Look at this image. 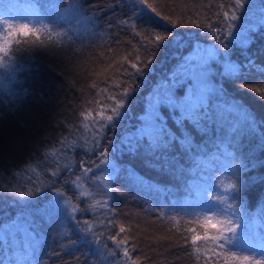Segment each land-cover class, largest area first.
Masks as SVG:
<instances>
[{
    "label": "trees",
    "instance_id": "trees-1",
    "mask_svg": "<svg viewBox=\"0 0 264 264\" xmlns=\"http://www.w3.org/2000/svg\"><path fill=\"white\" fill-rule=\"evenodd\" d=\"M147 4L171 23L137 0H0V20L32 24L45 41L33 43L36 38L29 36L13 44L0 67V224L5 225L0 264H225L217 253L227 255V264H248L243 256L264 260V72L244 67L233 79L223 61L246 64L247 55L264 67L262 0L251 5L245 0V8L235 13V0ZM225 12L240 17L233 35L255 25L244 55L226 35L233 22ZM173 23L187 26L172 28ZM141 25L172 32L174 38L153 48ZM205 40L221 55L210 62L209 85L181 111L192 115L210 93L214 118L202 122L206 134L186 124L191 151L177 144L154 152L146 140L135 152L127 151L123 144L129 137L159 135L163 126L154 124L151 111L144 117V108L152 93L181 71L193 46ZM181 41L187 46L177 47ZM146 59L147 66L141 63ZM132 63L143 75L132 74ZM129 86L135 91L122 96ZM116 101L123 108L113 127L99 112L112 115ZM21 107L24 113L18 115ZM164 115L179 135L175 116ZM101 147L109 149L108 165L99 159ZM30 189L40 191L23 198L12 191ZM27 200L31 206L22 209ZM204 205L213 209L214 222L206 221ZM135 207L149 219L138 234L125 214ZM22 210L35 219L38 244L31 250L12 243L14 229L7 225ZM226 217L238 219L241 228L234 243L219 248L211 240L216 235L211 225ZM193 236L200 238L193 242Z\"/></svg>",
    "mask_w": 264,
    "mask_h": 264
},
{
    "label": "snow or ice",
    "instance_id": "snow-or-ice-1",
    "mask_svg": "<svg viewBox=\"0 0 264 264\" xmlns=\"http://www.w3.org/2000/svg\"><path fill=\"white\" fill-rule=\"evenodd\" d=\"M138 4L142 8H146L149 12L154 14L156 17L163 21H170L168 16L161 17L160 13L156 10V8L152 7L151 4H147V0H137ZM249 5L252 4V0H247ZM245 8V0H235V7L233 8V13L238 10H242ZM226 17L229 18L230 23L228 25V31L226 35L231 38L230 42L238 45L241 49V55H244L247 51L249 44L251 43V36L254 34L255 25L249 26L245 31H237L235 35H233V28L236 27L235 21L240 19V17L235 14L229 16L227 12L224 13ZM126 23V22H125ZM0 39L4 42L0 43V67L5 66L4 60L7 56H9L12 45L20 44L23 39L28 38L29 36H33L36 39L33 43L39 42L40 45H43L45 41L40 38V28L34 27V25L29 23H14L9 19L0 20ZM187 26L182 25L180 23H173L172 28ZM260 26L264 27V0H262L261 8H260ZM43 27H47L46 25ZM142 31L150 37V43L153 48L163 47L166 42L174 38V34L169 31H158L156 27L141 25ZM214 33L225 34L222 28H214L212 29ZM216 37L214 36V39ZM49 39H51V34H49ZM183 44L184 47L187 46V43L181 41L177 42V47H180ZM221 47H226V45H221ZM220 50L217 47H210L207 49H201L198 44L193 46V51L190 53L189 57L184 58L181 71L175 72L169 84H162L160 88H157L151 95L152 99H149L147 102V107L144 108L145 115L151 111L154 113V124L157 126L162 125L160 128V133L155 138H150L148 135H134L128 138L127 143L123 144V147L127 149L129 152H135L137 148L145 142H147L148 147L156 152L161 150H166L173 145H179L182 148H185L187 151H191L192 147V137L190 133L186 132L185 125L190 124L191 127L197 131L203 132L206 134V128L203 126V121L208 118H214L213 112L210 110V93L207 94V98L204 102L199 104L197 107L193 109L192 115H184L181 111L182 107L186 104V99L189 97L190 92L192 95H195L201 86L209 85V75H210V62L216 61L220 56ZM152 59H155L154 52L151 53ZM139 60V57L136 58ZM224 67L226 73L233 79H239L241 75H243L241 69L244 67L248 68H256L260 72H264V67H260L254 63V61L245 55L246 64H238L231 62L227 59V57H223ZM151 61L146 59L142 61L145 66L149 64ZM131 67L135 69V73L133 75H143V69L138 66L137 63H132ZM181 86H184L182 90L178 91ZM241 87H248L247 84L242 83ZM252 91H256L255 88L251 89ZM130 91H135L134 88L125 87L122 93V96H127ZM25 94L27 91L25 90ZM264 98V97H262ZM115 100V97H112ZM117 107L110 109L113 114L105 116V112L103 108L99 112V115L102 120H106L108 124L114 127L115 125V117H119L121 115L120 109L123 108V104L121 101H116ZM164 113H169L175 116L173 120V124L176 129L179 130V135L177 132L169 128L167 119ZM143 117V118H144ZM145 121L143 119V125ZM107 125L101 124V128H106ZM143 127V126H142ZM141 127V128H142ZM140 128V129H141ZM138 130V132L140 131ZM137 132V133H138ZM107 143L109 145L112 144L111 140H108ZM109 156V149L101 147L99 149V159L102 164L108 165L110 161L107 159ZM85 171H91V168L85 169ZM239 171V170H238ZM235 174V173H234ZM55 175V174H54ZM233 189H236L235 185L231 186ZM7 191V190H5ZM13 191V195H18L19 197H33L36 195L40 189L21 191L16 193ZM212 200H219L220 197H210ZM19 203V201H17ZM32 201L27 200L22 204V209H27L31 206ZM231 207V205L229 206ZM208 211H213V209L209 208ZM29 213L22 210L17 214L16 218L13 219L9 224L14 231L11 233V241L15 244L16 247L34 249V247L38 244L37 236L32 228V224L35 223L34 217L29 218ZM42 219H45L44 216H41ZM208 218H206L207 221ZM5 225L0 224V228H3ZM215 231L216 235L211 237L212 242L216 247L223 248L227 244L234 243L235 236L237 234V229L241 228L240 221L238 219H232L230 217H226L224 219H220L216 224L211 225ZM123 231V229H121ZM231 234V235H229ZM200 237L193 236V242H195ZM125 255L128 253V249L124 250ZM217 255L225 256V264H227V255L225 253H217ZM264 255V253H262ZM231 257L233 259H238L236 252H231ZM243 261H247L248 264H264V260H255L250 256H243ZM16 264H20L19 261ZM39 264V261H37Z\"/></svg>",
    "mask_w": 264,
    "mask_h": 264
},
{
    "label": "rangeland",
    "instance_id": "rangeland-1",
    "mask_svg": "<svg viewBox=\"0 0 264 264\" xmlns=\"http://www.w3.org/2000/svg\"><path fill=\"white\" fill-rule=\"evenodd\" d=\"M5 12H3V14H4ZM5 15L7 16V17H9V15H10V13H5ZM17 15H20V17L21 16H24V14L23 13H16V12H14V16H17ZM26 17V20H29V21H31V17H28V15H26L25 16ZM206 41V40H205ZM196 45V44H195ZM200 46V48L201 49H207V48H210V47H216L215 45H214V43H212V42H204V43H201V45H199ZM197 96L196 95H192V93L190 92V94H189V97L187 98L188 100H192V99H194V98H196ZM204 97H205V95H204ZM186 99V100H187ZM17 113H18V115L20 114V113H24L23 111H22V107L21 108H19V112L17 111ZM203 209H204V211H205V213H206V215H207V217L206 218H209V220L211 221V222H214L215 221V218L213 217L214 215H213V212H210V211H208V209H207V206H203L202 207ZM135 209H136V211H135ZM129 210H130V212L128 213V211H126L125 212V214H126V216H127V218H130L131 220H132V222H131V225H129V227H130V230H132V232L134 233V234H138V233H136L137 232V230H138V227L139 228H141L142 227V225H144V223L145 222H147L148 220L146 219V218H144V216H143V212H141L139 209H137L136 207L135 208H129ZM131 210H132V212H131ZM133 210H134V212H133ZM122 216H125L124 215V213H123V215ZM143 229V228H142ZM146 230H149V227H146L145 228ZM135 236V235H134Z\"/></svg>",
    "mask_w": 264,
    "mask_h": 264
}]
</instances>
